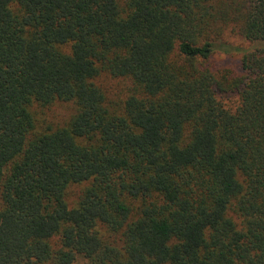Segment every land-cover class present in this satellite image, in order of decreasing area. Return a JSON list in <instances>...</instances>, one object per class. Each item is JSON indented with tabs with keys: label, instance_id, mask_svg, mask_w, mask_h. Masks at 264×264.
Wrapping results in <instances>:
<instances>
[{
	"label": "trees",
	"instance_id": "obj_1",
	"mask_svg": "<svg viewBox=\"0 0 264 264\" xmlns=\"http://www.w3.org/2000/svg\"><path fill=\"white\" fill-rule=\"evenodd\" d=\"M0 264H264V0H0Z\"/></svg>",
	"mask_w": 264,
	"mask_h": 264
},
{
	"label": "rangeland",
	"instance_id": "obj_2",
	"mask_svg": "<svg viewBox=\"0 0 264 264\" xmlns=\"http://www.w3.org/2000/svg\"><path fill=\"white\" fill-rule=\"evenodd\" d=\"M229 34V35H228ZM227 40L235 46L250 47V42L242 38L235 32L228 33ZM242 53L233 52L230 54L217 51L213 56L205 62V64L212 65L215 69H230L236 73L240 72V59ZM96 83L105 92L107 104L113 108H121L124 100L130 93L133 92V82L127 77H116L108 73H102ZM220 99L232 106L237 102V95L235 93L220 94ZM34 112L37 122L35 131H40L51 127H58L66 124L71 116L75 113V105L73 102L57 100L50 105L43 106L35 103L31 107ZM86 186V183H75L70 186L67 193V200L73 207L78 203L79 196ZM101 232L108 234L105 227H101Z\"/></svg>",
	"mask_w": 264,
	"mask_h": 264
}]
</instances>
